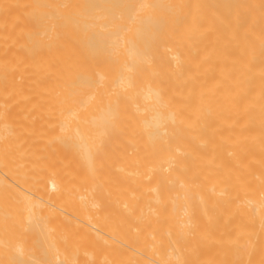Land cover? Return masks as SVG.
<instances>
[{"label": "bare ground", "instance_id": "bare-ground-1", "mask_svg": "<svg viewBox=\"0 0 264 264\" xmlns=\"http://www.w3.org/2000/svg\"><path fill=\"white\" fill-rule=\"evenodd\" d=\"M0 264H264V0H0Z\"/></svg>", "mask_w": 264, "mask_h": 264}]
</instances>
